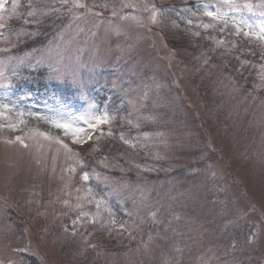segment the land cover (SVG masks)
Returning a JSON list of instances; mask_svg holds the SVG:
<instances>
[{"label":"rangeland","instance_id":"rangeland-1","mask_svg":"<svg viewBox=\"0 0 264 264\" xmlns=\"http://www.w3.org/2000/svg\"><path fill=\"white\" fill-rule=\"evenodd\" d=\"M199 1L0 0V264H264V2Z\"/></svg>","mask_w":264,"mask_h":264},{"label":"trees","instance_id":"trees-1","mask_svg":"<svg viewBox=\"0 0 264 264\" xmlns=\"http://www.w3.org/2000/svg\"><path fill=\"white\" fill-rule=\"evenodd\" d=\"M190 4H191V2H190ZM168 5H170V4H168ZM43 25L44 26L41 27L40 32L37 33L35 37H29L30 42H32L35 38H36L37 42L40 41L39 44H37V46H39L40 49L46 47L48 45V43L50 41H52L55 37V35H54L55 33L50 31L52 28V23H47V24L43 23ZM49 28H50V30H49ZM228 30H230V29L229 28L226 29L225 32L228 33ZM230 35H231V37H233V40L230 42H233L236 45L240 44V46H239L240 48H245V49L251 48L252 50H254V53L262 50L260 48L258 49L257 46H256L257 48L252 47L251 43H248V40L245 37H242L241 35H236V34H230ZM170 37L173 38V34H171ZM26 44H25V46H26ZM25 46H23V45L20 46L22 51H27V48L23 49V47H25ZM18 51H19V49L18 50L16 49V50H13L12 53L16 55V54H18L17 53ZM230 59L231 60L229 61V65H228L229 71L228 72L232 71L235 74L237 71V68L240 67V64L237 63V59H234L233 57H231ZM42 77L43 76L41 74H38L36 76L32 75L30 79L28 78L30 83L28 84L27 88L31 89L33 92H39V91L45 92V91H47L46 89H43L44 88L43 87L44 81H43ZM117 143L118 142L112 144V143H109L106 141L105 143H102V146L104 147V150L108 152L110 150L116 149V147H118L122 144V143H119V144H117ZM94 146L95 145H93L90 149L84 150L83 155L85 156V160H84L85 163L91 162L92 157L89 156L90 155L89 151ZM97 155H100V150H98ZM85 163H83V164H85ZM27 262H29L30 264H34V261L31 259L27 260Z\"/></svg>","mask_w":264,"mask_h":264},{"label":"snow or ice","instance_id":"snow-or-ice-1","mask_svg":"<svg viewBox=\"0 0 264 264\" xmlns=\"http://www.w3.org/2000/svg\"><path fill=\"white\" fill-rule=\"evenodd\" d=\"M79 7H83V5H77ZM247 7H251L250 5H247ZM0 10H3V4H0ZM209 16H213L214 14L212 12L208 13ZM261 31L264 32V26L261 27ZM57 127H61V125H56ZM85 179H87V177H85Z\"/></svg>","mask_w":264,"mask_h":264}]
</instances>
